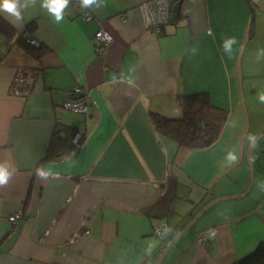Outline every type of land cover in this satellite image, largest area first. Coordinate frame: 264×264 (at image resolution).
Segmentation results:
<instances>
[{"label":"crops","instance_id":"obj_1","mask_svg":"<svg viewBox=\"0 0 264 264\" xmlns=\"http://www.w3.org/2000/svg\"><path fill=\"white\" fill-rule=\"evenodd\" d=\"M148 1L70 0L59 23L42 0L20 20L0 13L14 32L0 30V165L12 173L0 186V264H157L210 203L248 189L249 137L264 131V13L252 0H183L178 25L156 35L139 9ZM100 30L115 37L104 56L94 48ZM22 36L48 53L36 61ZM18 76L35 78L23 96L12 94ZM77 86L88 115L65 108ZM192 93L229 112L218 141L198 152L161 136L152 120L181 116L178 97ZM56 125L85 141L44 161ZM259 156L252 192L214 206L161 264H236L264 242ZM15 213L24 216L17 225ZM162 227L164 240L154 234Z\"/></svg>","mask_w":264,"mask_h":264},{"label":"trees","instance_id":"obj_2","mask_svg":"<svg viewBox=\"0 0 264 264\" xmlns=\"http://www.w3.org/2000/svg\"><path fill=\"white\" fill-rule=\"evenodd\" d=\"M35 27L36 22H33L28 28L34 29ZM0 30L7 36H12L14 33L12 28L1 19ZM30 42L24 36L18 40V44L29 55L36 61H40L48 53L47 50L43 46L35 47ZM178 98L182 109L181 116L168 117L152 114L156 131L161 136L177 143L182 150L198 152L209 149L218 141L226 127L229 112L215 106L208 93L181 94ZM76 132V129L56 125L44 161L74 155L77 150L72 140ZM256 153L255 161L258 159ZM236 264H264V242L247 256L238 260Z\"/></svg>","mask_w":264,"mask_h":264},{"label":"built area","instance_id":"obj_3","mask_svg":"<svg viewBox=\"0 0 264 264\" xmlns=\"http://www.w3.org/2000/svg\"><path fill=\"white\" fill-rule=\"evenodd\" d=\"M183 0H151L142 5L139 9L142 13L145 27L148 32L163 35L170 26L178 25V16L175 9L181 4ZM76 5L77 3L73 1ZM121 20H126V15H121ZM85 21L89 22L92 20L91 13H86L84 15ZM115 43V37L108 31L100 30L95 34L94 37V48L98 55L104 56L111 49L112 45ZM33 46H39L36 41H32ZM35 78L33 76H18L14 79L12 83V94L14 96H23L26 91L31 89V83ZM72 99H70L66 104L65 108L76 112L88 115L89 107L88 100L83 89L77 86L72 93ZM85 141V137L82 133L75 135L73 142L76 146L81 147ZM24 219L22 213H15L9 217V221L17 225ZM88 235L89 232L84 233ZM154 234L164 240L168 237L169 231L167 228H157ZM204 238L202 237V240Z\"/></svg>","mask_w":264,"mask_h":264},{"label":"clouds","instance_id":"obj_4","mask_svg":"<svg viewBox=\"0 0 264 264\" xmlns=\"http://www.w3.org/2000/svg\"><path fill=\"white\" fill-rule=\"evenodd\" d=\"M29 3L34 4L35 0H0V13H6L15 17L17 20L22 19L21 10L27 8ZM70 0H42L41 7L47 9V12L50 13L55 18V22L59 23L63 20V10L67 8ZM79 3L82 8H89L90 6L96 3V0H79ZM7 18V16L5 17ZM235 38H232L227 46H230L231 43H235ZM259 100L264 102V94L259 96ZM249 140H254V137H249ZM228 161L232 164L238 162V156L236 152H229L227 155ZM52 173L45 171L43 169H37L36 175L39 178L47 179ZM12 177V173L8 170L5 165H0V186L6 185Z\"/></svg>","mask_w":264,"mask_h":264},{"label":"water","instance_id":"obj_5","mask_svg":"<svg viewBox=\"0 0 264 264\" xmlns=\"http://www.w3.org/2000/svg\"><path fill=\"white\" fill-rule=\"evenodd\" d=\"M255 5L260 9L261 12L264 13V0H252ZM182 8V4L178 5L175 9V12L177 14V16H179L180 11ZM264 139V131L262 133H260L258 136H256L254 138V140L251 143V146L249 148V152H248V163H249V167H250V185L248 187V189L245 191V193H243L242 195H238V196H232V197H224V198H219L216 199L215 201H213L212 203H210L205 209H203L172 241L170 244L167 245V248L163 251L159 261L157 264H161L162 261L164 260V258L166 257V255L168 254V252L180 241V239L182 237H184L192 228H194V226L196 225V223L206 214L208 213L214 206H216L217 204L227 201V200H232V199H240V198H244L246 196H248L253 188H254V184H255V174H256V165H255V150L256 147L258 145V143Z\"/></svg>","mask_w":264,"mask_h":264},{"label":"rangeland","instance_id":"obj_6","mask_svg":"<svg viewBox=\"0 0 264 264\" xmlns=\"http://www.w3.org/2000/svg\"><path fill=\"white\" fill-rule=\"evenodd\" d=\"M257 154H260V160L258 161L259 165L264 166V139H262V141L257 146Z\"/></svg>","mask_w":264,"mask_h":264}]
</instances>
